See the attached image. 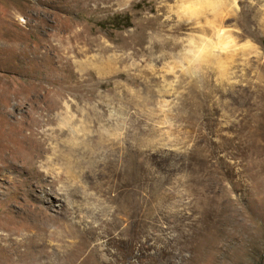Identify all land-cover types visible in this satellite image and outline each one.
<instances>
[{
	"label": "rangeland",
	"instance_id": "obj_1",
	"mask_svg": "<svg viewBox=\"0 0 264 264\" xmlns=\"http://www.w3.org/2000/svg\"><path fill=\"white\" fill-rule=\"evenodd\" d=\"M233 6L0 0V264H264V0Z\"/></svg>",
	"mask_w": 264,
	"mask_h": 264
},
{
	"label": "bare ground",
	"instance_id": "obj_2",
	"mask_svg": "<svg viewBox=\"0 0 264 264\" xmlns=\"http://www.w3.org/2000/svg\"><path fill=\"white\" fill-rule=\"evenodd\" d=\"M213 1H215V0H204V3H206V4H208V5H213ZM225 1H226V0H217V2L220 3V7H219L220 9H221V4H222L223 2H224V4H225ZM235 1H236V0H233V2H232V0H229L230 7H231V8H230V10H229V7H227V5H226V6L223 8L224 11H225V14H226L227 12L229 13L230 11L234 12L235 15L237 14V10H235V8H234V6H233L234 3H235ZM237 1H238V2H239V1L242 2V0H237ZM232 3H233V5H232ZM200 5H201V4H200ZM190 9H191V8H190ZM197 9H199V8L196 7V10H194V11H197ZM223 9H221V10H223ZM213 10H214V11H212V12H215L216 9L213 7ZM192 11H193V10H191V12H192ZM198 11H199V10H198ZM218 12H219V11L217 10V13H218ZM257 12H258V10H257ZM194 13H195V12H194ZM223 13H224V12H221L222 16H223ZM258 14H260V13L258 12ZM258 14H257V15H258ZM257 15L255 14V17H256V18H257ZM253 17H254V14H253ZM258 17L260 18L261 15H258ZM202 50H203L202 53H204V52H205L204 47H203Z\"/></svg>",
	"mask_w": 264,
	"mask_h": 264
}]
</instances>
